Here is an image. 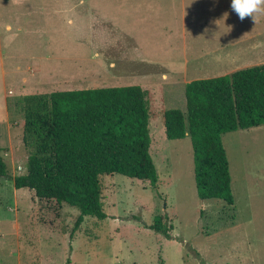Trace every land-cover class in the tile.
I'll return each instance as SVG.
<instances>
[{
  "label": "rangeland",
  "instance_id": "obj_1",
  "mask_svg": "<svg viewBox=\"0 0 264 264\" xmlns=\"http://www.w3.org/2000/svg\"><path fill=\"white\" fill-rule=\"evenodd\" d=\"M230 5L0 0V148L7 166L0 177V264H264V126L222 136L234 198L228 205L198 197L191 140H167L162 118L165 110L186 111L188 83L264 64V53L247 49L251 33L264 41V14L241 21ZM47 56L58 59L42 69L52 73L33 83L36 62ZM131 86L147 92L158 182L101 176L107 218L87 217L73 232L76 208L14 187L30 153L22 142V97ZM156 216L172 225L169 237L151 229Z\"/></svg>",
  "mask_w": 264,
  "mask_h": 264
},
{
  "label": "trees",
  "instance_id": "obj_2",
  "mask_svg": "<svg viewBox=\"0 0 264 264\" xmlns=\"http://www.w3.org/2000/svg\"><path fill=\"white\" fill-rule=\"evenodd\" d=\"M186 111L163 112L167 140L189 136L198 197L234 204L222 136L264 126V64L185 87ZM22 142L30 150L16 190L38 200L68 204L79 215L104 220L103 175H122L151 186L158 174L150 154L147 92L139 86L56 91L22 97ZM0 149V177L7 166ZM151 229L169 237L173 230L156 216ZM72 232V233H73Z\"/></svg>",
  "mask_w": 264,
  "mask_h": 264
},
{
  "label": "crops",
  "instance_id": "obj_3",
  "mask_svg": "<svg viewBox=\"0 0 264 264\" xmlns=\"http://www.w3.org/2000/svg\"><path fill=\"white\" fill-rule=\"evenodd\" d=\"M80 3H82V1ZM100 19H103V18L101 17V18H99V20ZM103 21H104V19H103ZM87 26H88V29L89 30H92L91 32L94 31L95 25H93V24L90 25V24L87 23ZM7 28L9 29L10 27L8 26ZM92 35H94V33H92ZM258 37H259V34L258 33H251V34H249V36L247 37V40H248V43H249V46H248L247 49L250 50L252 53L263 54L264 53V41H260ZM92 38L95 40L94 36ZM79 40H81V38ZM237 43L238 42H236V44ZM90 45H93V44H90ZM67 59L69 60V58H67ZM85 59H86V57H84V59L70 58V60H73L75 62H77V61H84ZM57 60H58L57 57L56 58H53V56H47L46 58H42L40 62H36V65L38 67L36 68L37 69L36 72H33V73H34V75H37V77L33 79V83L37 82V80L40 79L39 76L45 77L46 74H48V73L51 74L52 73L51 70L42 71V69L45 68V67H48V65H49L48 63L49 62H51V61H57ZM49 76L51 77V75H49ZM67 91H70V90H67Z\"/></svg>",
  "mask_w": 264,
  "mask_h": 264
},
{
  "label": "clouds",
  "instance_id": "obj_4",
  "mask_svg": "<svg viewBox=\"0 0 264 264\" xmlns=\"http://www.w3.org/2000/svg\"><path fill=\"white\" fill-rule=\"evenodd\" d=\"M230 7L241 21L246 17L255 19L256 15L264 14V0H231Z\"/></svg>",
  "mask_w": 264,
  "mask_h": 264
}]
</instances>
